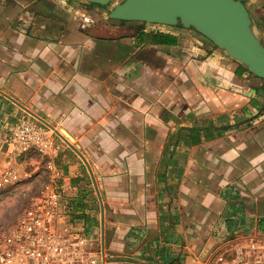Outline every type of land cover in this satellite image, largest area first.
Returning <instances> with one entry per match:
<instances>
[{
	"label": "crops",
	"instance_id": "obj_1",
	"mask_svg": "<svg viewBox=\"0 0 264 264\" xmlns=\"http://www.w3.org/2000/svg\"><path fill=\"white\" fill-rule=\"evenodd\" d=\"M35 115L70 144L51 128L16 168L54 182L102 264H218L264 237V78L196 29L0 0V166Z\"/></svg>",
	"mask_w": 264,
	"mask_h": 264
},
{
	"label": "built area",
	"instance_id": "obj_2",
	"mask_svg": "<svg viewBox=\"0 0 264 264\" xmlns=\"http://www.w3.org/2000/svg\"><path fill=\"white\" fill-rule=\"evenodd\" d=\"M94 25L93 17H82L83 29ZM50 131L42 123L21 118L2 144L0 187L23 182L16 164L24 153L32 149L49 153ZM72 213L73 207L54 182L31 195L13 222L0 229V264H102L96 239L67 221ZM221 258L218 264H264V237L252 239L234 253L227 251Z\"/></svg>",
	"mask_w": 264,
	"mask_h": 264
},
{
	"label": "water",
	"instance_id": "obj_3",
	"mask_svg": "<svg viewBox=\"0 0 264 264\" xmlns=\"http://www.w3.org/2000/svg\"><path fill=\"white\" fill-rule=\"evenodd\" d=\"M85 1L108 9L109 17L114 19L194 27L250 72L264 78V44L254 30L245 0ZM35 117L70 144L66 130L59 131L44 119ZM74 149L81 154L77 147Z\"/></svg>",
	"mask_w": 264,
	"mask_h": 264
},
{
	"label": "rangeland",
	"instance_id": "obj_4",
	"mask_svg": "<svg viewBox=\"0 0 264 264\" xmlns=\"http://www.w3.org/2000/svg\"><path fill=\"white\" fill-rule=\"evenodd\" d=\"M245 3L253 19L254 30L264 44V0H245ZM46 127L51 130L47 125ZM32 178L27 181L23 180L18 185H5L0 188L2 189L0 190V229L11 224L25 207L29 197L40 191L36 192L40 184L45 181V175L34 179V181ZM7 186L10 187L5 188Z\"/></svg>",
	"mask_w": 264,
	"mask_h": 264
},
{
	"label": "trees",
	"instance_id": "obj_5",
	"mask_svg": "<svg viewBox=\"0 0 264 264\" xmlns=\"http://www.w3.org/2000/svg\"><path fill=\"white\" fill-rule=\"evenodd\" d=\"M193 29H195L194 27H192ZM173 42V41H172Z\"/></svg>",
	"mask_w": 264,
	"mask_h": 264
}]
</instances>
